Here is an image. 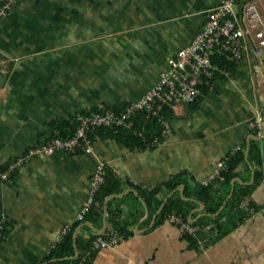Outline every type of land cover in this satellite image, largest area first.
Segmentation results:
<instances>
[{"label":"crops","instance_id":"1","mask_svg":"<svg viewBox=\"0 0 264 264\" xmlns=\"http://www.w3.org/2000/svg\"><path fill=\"white\" fill-rule=\"evenodd\" d=\"M220 1L21 0L0 21V170L58 136L57 121L101 104L121 113L141 98ZM226 64L230 76L196 102L164 109L170 133L159 145L157 120L138 114L142 143L103 127L89 134L93 154L56 151L0 181V264H264V128L251 124L264 115V49ZM221 160L226 179L204 185ZM101 162L107 189L84 213ZM170 213L196 234L168 223ZM116 224L126 238L90 247ZM72 231L74 255L62 256Z\"/></svg>","mask_w":264,"mask_h":264},{"label":"built area","instance_id":"2","mask_svg":"<svg viewBox=\"0 0 264 264\" xmlns=\"http://www.w3.org/2000/svg\"><path fill=\"white\" fill-rule=\"evenodd\" d=\"M1 1L0 21L21 0ZM250 48L264 49V11H260L255 0H221L215 8L208 11L203 27L191 44L167 59L168 69L161 73L158 82L145 95L125 105L121 113L116 114L110 110L102 113L97 110L77 114L78 127L71 137L63 138L58 135L46 143L29 148L10 161L4 170H0V181L11 183L13 174L22 165L36 157L52 155L56 151L69 154L83 151L85 154H93V143L89 137L92 131L104 127L119 134L122 129H134V120L138 114L144 113L147 117L157 120L161 131L152 140L151 145H159L160 139L170 133V122L164 115V109L177 104L196 102L204 92L213 89L219 77L230 76L226 62L239 61L243 53ZM219 57L222 58V62L218 61ZM251 124L257 128H264V115H258ZM136 133L143 135L139 130H136ZM226 172L228 163L219 161L203 182L204 185H209L212 181H224ZM105 175V164L101 162L91 177V192L84 206V213L94 204L96 195L105 183ZM82 217L83 215L80 216ZM166 220L170 224H177L182 234L195 235L197 232V227L180 216L170 215ZM7 227L8 218L1 212L0 241L4 239ZM122 240L117 232H106L97 236L93 247L111 248Z\"/></svg>","mask_w":264,"mask_h":264},{"label":"trees","instance_id":"3","mask_svg":"<svg viewBox=\"0 0 264 264\" xmlns=\"http://www.w3.org/2000/svg\"><path fill=\"white\" fill-rule=\"evenodd\" d=\"M2 4V1L0 0V5ZM231 68H232V65H231ZM101 105H103V107H100V106H97V109H96V111L98 110L99 112H104V111H106V110H111L112 109V107L110 108L109 106H106V105H104V104H101ZM100 107V108H99ZM114 108V110H116V111H118L120 108H115V107H113ZM83 114H87V113H83ZM140 115V114H139ZM138 118H143V119H145L143 116H138L137 117V119ZM136 118H135V128L134 129H131L130 131H134L135 133H136V130H138V129H136V128H138V126H142V125H144L145 123L144 122H139L138 120H137ZM150 119H153V118H150ZM157 122V121H156ZM56 125H55V132L54 133H56V134H58V135H60L61 137H63V138H69V137H71L74 133H75V131H76V129H77V127H78V120H77V117H71V118H69V119H66V118H64V119H62V120H59V121H57L56 123H55ZM150 124H147V127L149 126ZM104 128L103 127H100L97 131H100V130H103ZM122 131H124V129H122V130H120L119 131V134L122 132ZM150 131V129H148V128H146V134L148 133ZM133 132V133H134ZM124 133H126V132H123L121 135H119V137H123V136H125L124 135ZM134 133V134H135ZM137 134V133H136ZM135 134V135H136ZM92 136H94V134H92ZM91 136V137H92ZM137 137H139V135L137 134L136 135ZM139 141H140V143H142L141 141V139H140V137H139ZM228 177H229V175H228ZM227 177V178H228ZM231 179V177H229L228 178V180L227 181H229ZM107 185H108V183H104L103 184V186H102V190H101V193L103 192H105V190L107 189ZM100 196V195H99ZM95 203V202H94ZM173 214V213H172ZM171 213L170 214H167V218L170 216V215H172ZM178 216V215H177ZM180 216V215H179ZM182 217V216H181ZM183 218V217H182ZM184 219V218H183ZM116 229L115 230H113V231H115V232H117L123 239L124 238H126L127 236H128V233L125 231V228L124 227H121V226H118V224H116V227H115ZM72 233H73V231L69 234L68 233V236H65V238H64V240H63V244H64V246H65V249H64V252L62 253V254H60V255H62V256H73L74 255V248L73 247H71V246H68L70 243H72ZM96 238H97V236H95V237H93L92 239H90V247H93V244H94V241L96 240ZM63 246V245H62ZM87 250V249H86ZM82 256V255H81ZM81 258V257H80ZM79 258V259H80ZM79 259H75V260H68V261H65L64 262V264H78L79 263Z\"/></svg>","mask_w":264,"mask_h":264},{"label":"rangeland","instance_id":"4","mask_svg":"<svg viewBox=\"0 0 264 264\" xmlns=\"http://www.w3.org/2000/svg\"><path fill=\"white\" fill-rule=\"evenodd\" d=\"M52 1H55V0H52ZM34 7H35V5H33ZM158 10H161V12H159V13H163V12H167V13H170V12H168V9H165V8H163V9H146V11L149 13V14H152V11H154V14H155V12H157ZM183 12H184V10H183ZM33 13L34 14H38L39 13V9L37 8V9H35L34 11H33ZM153 25V24H152ZM145 95V94H144ZM140 99V98H139Z\"/></svg>","mask_w":264,"mask_h":264}]
</instances>
